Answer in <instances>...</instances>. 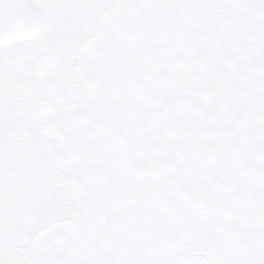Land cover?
Returning a JSON list of instances; mask_svg holds the SVG:
<instances>
[{"label": "rangeland", "instance_id": "1", "mask_svg": "<svg viewBox=\"0 0 264 264\" xmlns=\"http://www.w3.org/2000/svg\"><path fill=\"white\" fill-rule=\"evenodd\" d=\"M44 3L38 36L0 50V264H264V0ZM191 96L211 123L252 106L212 200L181 199L167 143Z\"/></svg>", "mask_w": 264, "mask_h": 264}, {"label": "trees", "instance_id": "2", "mask_svg": "<svg viewBox=\"0 0 264 264\" xmlns=\"http://www.w3.org/2000/svg\"><path fill=\"white\" fill-rule=\"evenodd\" d=\"M190 99L191 104L187 106L190 111L186 114L188 117L182 113L183 109H188L181 105L182 109L177 111L178 103L172 106L171 111H174V115L171 119L176 123L174 132L175 134H180L178 138L174 136L175 138L173 137L172 141H168L167 143L171 147H175L180 155L183 156V163L180 164L181 168H178L179 170L174 171V173L184 169L188 174L184 180V186L181 185V199L189 201H198L201 198L212 200V197L219 198V194H222L220 185L225 179H228V182L231 181L237 184V177L241 178L240 170H237L244 162L243 155L247 156V152L252 149V145H240L245 139H251V127L248 121L252 116V106L240 100L234 104L231 111L227 112L224 120L211 123L202 116L203 109L201 106L203 105L192 102V96L189 97ZM204 106H206V101L204 102ZM241 123H244L245 127L241 128ZM255 133H257L256 130ZM184 134L186 135L188 145H185L180 140ZM253 136L254 139L257 134ZM203 150L211 151L205 154ZM216 153L222 155L225 165L216 173L210 174L206 169V164L203 166L201 160L202 158H209L208 154L214 155ZM237 155L239 157L235 158ZM223 172H230V175H222ZM238 173L239 175H237ZM174 178L177 180V177ZM167 180L170 186L174 187L172 178L167 177ZM205 184L206 186L208 184L207 188L203 187ZM205 207L209 206L206 205L203 209ZM82 256L80 254V257ZM60 263L64 264L63 258L60 259Z\"/></svg>", "mask_w": 264, "mask_h": 264}, {"label": "water", "instance_id": "3", "mask_svg": "<svg viewBox=\"0 0 264 264\" xmlns=\"http://www.w3.org/2000/svg\"><path fill=\"white\" fill-rule=\"evenodd\" d=\"M45 15L28 0H0V49L33 41Z\"/></svg>", "mask_w": 264, "mask_h": 264}, {"label": "flooded vegetation", "instance_id": "4", "mask_svg": "<svg viewBox=\"0 0 264 264\" xmlns=\"http://www.w3.org/2000/svg\"><path fill=\"white\" fill-rule=\"evenodd\" d=\"M34 7L38 8L40 11H42L45 15L46 19V11L44 9V0H28ZM13 47V46H12ZM11 48V47H10ZM7 49V48H5ZM3 50V49H0ZM17 208V210H16ZM19 208V209H18ZM15 212H16V217L21 216L23 213L22 209L20 208V205L17 203L15 206ZM22 217V216H21ZM21 217L17 218L18 219V229L21 228ZM64 264H84L83 261L80 259V254H71V255H66L63 256Z\"/></svg>", "mask_w": 264, "mask_h": 264}]
</instances>
